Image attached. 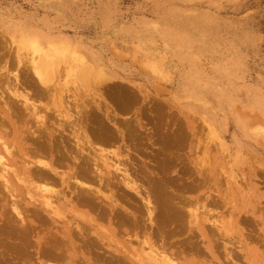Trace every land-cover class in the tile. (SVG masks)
Listing matches in <instances>:
<instances>
[{
  "label": "rangeland",
  "instance_id": "1",
  "mask_svg": "<svg viewBox=\"0 0 264 264\" xmlns=\"http://www.w3.org/2000/svg\"><path fill=\"white\" fill-rule=\"evenodd\" d=\"M29 37L44 48L65 46L50 61L48 93L34 99L55 129L56 170L49 176L64 218L45 212L37 183L18 193L25 223L17 222L10 203H0V264H154L149 243L178 264H264V0H0V69L8 63L32 93L22 83L35 77L34 50L23 42ZM82 59L92 67L85 84L77 75ZM65 104L89 117L80 127L102 157L90 165L93 183L78 187L92 206L79 199L78 181L71 180L72 188L63 182L73 174L67 166L74 172L81 166L63 161L66 151L88 158L71 129L61 135ZM36 119L25 123L35 130ZM102 125L113 131V144L98 142ZM120 151L135 170L171 182L170 190L183 196L179 225L159 220L158 204L151 221L145 200L123 186L101 189L97 169L106 174L107 159L113 172ZM119 174L113 173L120 181ZM105 196L116 200L113 208ZM134 216H142L136 225ZM9 226L31 245L8 246ZM47 245L60 247L46 252Z\"/></svg>",
  "mask_w": 264,
  "mask_h": 264
},
{
  "label": "bare ground",
  "instance_id": "2",
  "mask_svg": "<svg viewBox=\"0 0 264 264\" xmlns=\"http://www.w3.org/2000/svg\"><path fill=\"white\" fill-rule=\"evenodd\" d=\"M23 42L28 44L30 46V48L32 47L31 50L33 49L34 50L33 53H35L34 57L38 56V59L33 57V60L31 61V68H30L31 72L30 73H32L35 77L31 78L29 85L26 83L27 80L25 78L22 79V83L25 84L27 87L29 86V87L33 88L34 91L32 93H30V91L25 90V88H23V86H21L20 75L19 74L11 75L12 72L10 73V71L8 70L9 69L8 63H6L3 66V68L0 69V186L3 187V189H4V194L0 195V203L3 206V208L6 207L10 203L11 212L14 214V216L19 218V219H16L17 222H20L18 220H21V222L25 223L26 218H25L24 212L20 208L22 201L19 199L18 193L22 192L23 190H25V188H28L30 185L33 186V183L34 184H36V183L41 184L40 189H42V191L46 195L44 197V201H45L44 207H46L45 212H48L47 210L51 209V211H52V213H50L51 215L53 214V215H55V217L57 216L60 218L63 217L62 214L60 213V211L58 210V203H59L58 196L60 195V193H59L60 191H56L55 188L51 185L52 181H50V176H49L50 171L56 170V169H54V163L52 162L53 160L51 161V159H52L51 155L54 152L55 146L57 145L56 144V137H55V129H52V126L48 125L47 119H49V117L47 115H40L39 114L40 113V111H39L40 106L39 107L36 106L37 102H35L34 99L36 97L42 96L45 93H48V91H49L48 83H49V80L51 79L50 78L51 74L49 73V70H51L50 69V64H51L50 61L53 57H56L59 55L60 47H65V46H60L54 42H50L48 44V46L44 48L38 44L37 39L35 37H29V38H27V40L23 39ZM65 51L67 52V50H65ZM74 57H75V55H74ZM74 59L77 60V58H74ZM52 63H55V61L52 60ZM80 66H81V68H80V71L77 75H78L80 81L85 84L89 80V75L91 74L92 67L89 66L88 63L84 59H82V61L80 62ZM70 72H73V70ZM27 79H29V78L27 77ZM2 84L6 85L5 90H1ZM74 96H75V94H74ZM127 98H128V96H127ZM40 99H42V98H40ZM72 101H74V100H72ZM62 103L63 102H61V104ZM31 115L36 116L38 119V123L40 122L39 124L41 125L40 127L36 126L35 130H32L31 128H29L30 125L27 126L25 123V121ZM59 115H61L59 117V120H62V123L60 126L61 135L63 136V134H66L68 129H71V131H72L71 137L73 140H75V142H76L75 145L77 147H80V145H82L83 148L82 147H81L82 149L80 148L83 151L82 153L84 155L88 156V158L86 159L82 155V157H80L81 159L79 160L78 156H80V155L76 154V156H75L73 149H69L70 151H66L67 155L66 156L64 155L63 161H65V162H67L69 160H71L73 162H75V161L79 162L80 161L78 165H81V166L78 169V171H76V172H74L75 168H73L71 166H67L69 172L71 171V172H73V174L71 175L70 179H65V180H63V182L66 184L67 187L72 188L73 184H72L71 180L74 179V180L78 181V184H77L78 186L75 187V185H74L73 187H74V190H79V192H78L79 199L81 198V201L84 202L83 204L92 206L89 197H86V196H89L87 194V192H85L86 190H83L84 188L82 190L78 188V187H81L82 185H83L82 187H84V185H86V184H84L85 183L84 181H86V183L88 182V184L93 183L92 180L90 179V176H89L90 175V165H91V163H97V162L99 164V161H101V159H102L101 156H98L96 154L95 150L93 149L94 146L91 147L87 144L90 141L89 136H88V132L83 129V126H82V128L80 127V125L82 124L81 122H83L84 120L89 121V117L88 116L84 117L82 115V113L79 111L76 114H72L71 110L68 108V106L66 104L64 106V111H62V113ZM117 116H118L117 114L114 115L115 118H117ZM35 123H36V121H35ZM114 125L116 126L117 124H114ZM119 128L117 130L121 131L119 133L120 134L122 133V135H123L125 133V131H122ZM95 135L97 137L98 142H101L103 144H106V142H109L111 144L114 143L112 141V139L114 138L113 131L109 130V128L107 126H104V125L99 126L98 131L95 133ZM69 136L70 135H68V137ZM63 143H65V142H63ZM122 145H124V144H122ZM133 145L135 146V143H133ZM64 146L65 145H63V147ZM17 148L21 152V156H20L19 160H17L19 157H17V154L14 151V150H17ZM67 150H68V148H67ZM99 151L100 150H98V152ZM104 151H106V150H104ZM121 151H122V149H121ZM121 151L118 153H121ZM128 151H131V150H128ZM111 152H113V151H111ZM118 153H116V154L114 153V156L116 157V158L115 157L114 158L117 159V162H115L116 161L115 160L114 161L115 164L113 163L114 164L113 172H112V168L109 166V162L107 159L103 163L104 169L107 170L106 174H104L103 171L100 168H98V165L95 164V166L98 168L97 173H96L97 177L99 178L98 181L101 184H103V183L105 184V186H101V189H102V187H105L108 191H110L112 188H116V186H118V187L123 186L126 189L125 191L131 190L134 193H136L138 196H140L143 200H145L146 205L148 206L149 216H151V221H153V219L155 218L154 216L157 215V214H155L154 210H157L155 204H158V206H160V208L159 207L158 208L161 209L158 213V219L160 220V218H162V219H164V222H165V220H168L167 222H171V223H175V224L179 225L181 220L183 219V212L181 211V207H182V209H184L183 204L180 207L179 201L182 199L183 196L181 194L178 195L177 191L170 190L171 187H169V184L171 182L169 183V181L167 182V180L166 181L162 180V179H160V177H159V180L150 179V177L148 176L149 175L148 173H146V174H148V175H146V174H143V172H140V170H138L140 168L135 170V166H134L135 163H132V165H131V161L129 159L130 156H128L127 154L122 155V153L121 154H118ZM61 154H63V153H61ZM59 157H61V156H59ZM109 157H110V155H109ZM20 162L22 163V170H19V168H18V164ZM61 163H63V162H61ZM73 165H75V163ZM129 165H131L130 168H128ZM15 166H16V168H15ZM35 166H36L35 171H34V173H32L31 169ZM55 168L58 169V167H55ZM91 169L93 171V168H91ZM131 170H134V172H138L137 174L142 176L140 178L141 180L138 177H133L132 176L133 172H131ZM142 170H143V168H142ZM60 173H61V171H60ZM113 173L114 174H117V173L122 174L121 175V176H123L122 179L119 181L116 178L118 175L115 176V175H113ZM134 175H136V174H134ZM94 177H95V175H94ZM137 178H138V180H136ZM153 178H155V177H153ZM135 180L139 181V183H136ZM85 188H87V186H85ZM74 190L72 189V191H74ZM89 191H90V189H89ZM62 192H64V191H62ZM101 192L102 191H98L97 195H99V193H101ZM2 193H3V191H2ZM129 193H130V191H129ZM106 194H107V192H106ZM144 194H145V196L142 197ZM29 195H30V193H29ZM72 195H73V192H72ZM5 196H8V199L5 198ZM26 197L27 198L29 197L30 200L31 199L34 200L33 196L26 195ZM55 197L57 199L54 200ZM75 197H76V195H75ZM105 198L110 201V205L112 206L111 208H113L114 202L116 200H114V198H110L109 196H105ZM184 200H186V199L184 198L183 201ZM26 203L29 204L30 202H26ZM35 203H37V202H35ZM40 204H43V202H41ZM62 205H64V204H62ZM113 210H112V212H113ZM74 211H76V210H74ZM12 213H11V215H12ZM105 214H107V213H105ZM160 214H162V216ZM113 215L115 216V214H113ZM12 217H13V215L11 216V218ZM134 217L137 218L136 222L133 223L134 225H136L139 217H137V216H134ZM60 218L59 219L57 218V219L60 220ZM65 218H66V216H65ZM140 218H142V216ZM155 219H157V218H155ZM56 222H57V220H56ZM112 222H113V220H112ZM161 223H162V221H161ZM115 224H116V222H115ZM25 225H27V224H25ZM211 225H213V224H211ZM155 226L158 229L160 228V226L158 227V225H156V224H155ZM165 227H166V225H165ZM174 228H175V226H174ZM15 229H17V227ZM66 229H68V227ZM165 229H164V231H165ZM19 230L21 232V229H19ZM7 231H8V234L6 237L7 238L6 244H8V246L13 247V248L14 247L18 248L19 246H21L24 249L27 246V244L31 245V243H27L28 240L26 241V237L24 238L23 237L24 235H21L22 232L20 234L16 233L17 231L15 232V230H13L12 227H10V229L7 228ZM167 232H165V233H167ZM169 232H170V229H169ZM169 232H168V234H169ZM163 234H164V232L162 233V238L165 237V235H163ZM155 235H157V234L155 233ZM153 236H154V234H153ZM150 237L152 238V236H150ZM166 239H168V238H166ZM149 241H150V238H149ZM151 241L152 242L154 241L153 243L157 244L158 239L156 240V243H155V240H151ZM145 243H147V242H145ZM149 244L151 245L150 246L151 252L149 255L147 254L148 257L150 256V259L148 258L149 261L151 260V262H153L154 264H178V262H176V260H178V259L175 260L173 257L166 255L165 251H163L164 249L158 250L159 246L156 245L157 247H155L156 248L155 249L154 245L152 246V243H149ZM41 245H43V244H41ZM58 247H60V246L57 245V249H58ZM201 248H203V247H201ZM49 249H52V246L50 248V246L47 245L45 251L47 252ZM42 250H41V252H42ZM52 250H55V249H52ZM58 251L60 252V250H58ZM48 253H50V252H48ZM39 258H40V256H39ZM55 263H57V262L55 261Z\"/></svg>",
  "mask_w": 264,
  "mask_h": 264
}]
</instances>
